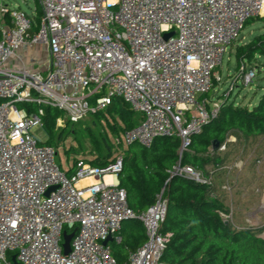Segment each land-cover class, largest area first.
Segmentation results:
<instances>
[{
  "label": "built area",
  "instance_id": "built-area-1",
  "mask_svg": "<svg viewBox=\"0 0 264 264\" xmlns=\"http://www.w3.org/2000/svg\"><path fill=\"white\" fill-rule=\"evenodd\" d=\"M40 1L35 33L27 12L1 8L10 23L1 26L0 38V264H118L110 241L104 242L109 236L120 242L128 219L142 222L147 239L125 264H167L162 256L172 234L161 229L167 199L159 194L147 210L131 209L119 186L121 155L105 165L81 158L68 175L56 148L32 132L43 128L44 109L18 105L56 107L77 123L121 97L143 118L116 143L149 148L158 137H178L181 159L193 136L218 115L221 100L206 94L222 80L218 68L247 21L264 14V0ZM35 44L48 48L44 71L26 65L20 54ZM241 70L251 83L255 68L242 64ZM171 173L212 180L180 162ZM84 178L94 181L78 185ZM65 232L75 233L68 254Z\"/></svg>",
  "mask_w": 264,
  "mask_h": 264
},
{
  "label": "trees",
  "instance_id": "trees-1",
  "mask_svg": "<svg viewBox=\"0 0 264 264\" xmlns=\"http://www.w3.org/2000/svg\"><path fill=\"white\" fill-rule=\"evenodd\" d=\"M29 16L33 22L31 33H35L42 16L39 0H35L34 13ZM253 19L248 20L245 26ZM260 20L264 22V16ZM7 23H10L8 14ZM1 35L0 27V38ZM258 54L264 55V32L251 42L238 46V66L252 62ZM209 93L206 94L208 98ZM18 106L30 112L40 107L44 109L43 128L48 136L45 143L55 147L58 153L67 137L66 127L57 126L63 112L56 107L32 102ZM91 115L100 122L108 137L103 136L102 148L95 149L91 159L79 157L83 152L81 147L73 145L67 148V160L73 158L74 161L65 171L72 174L81 158L95 165H105L121 155L123 167L118 173L119 186L126 191L131 209L136 213L147 210L159 194L168 201L161 229L172 235L164 250L163 261L167 264H264V237L261 236L264 226L236 227L225 220L221 212L228 214L230 209L217 196L213 183L216 172L225 168L232 156V146L264 138V92L252 107L237 106L223 99L218 115L204 125L201 133L193 136L190 148L181 159L178 137H158L149 148L139 143L131 146L116 143V137L136 127L143 118L121 97H114L105 109ZM80 122L66 121L70 125ZM214 141L219 144L216 150L213 149ZM222 145L226 146V151L219 150ZM179 162L194 166L207 178L212 177L211 183L172 175ZM119 234L121 241L114 239L109 245L117 263L125 264L129 253L141 246L147 236L145 227L137 219L125 220Z\"/></svg>",
  "mask_w": 264,
  "mask_h": 264
},
{
  "label": "rangeland",
  "instance_id": "rangeland-1",
  "mask_svg": "<svg viewBox=\"0 0 264 264\" xmlns=\"http://www.w3.org/2000/svg\"><path fill=\"white\" fill-rule=\"evenodd\" d=\"M40 5L41 1L39 0ZM19 8L28 14L35 10V0H0V26L7 24V13L1 8ZM264 14L255 17L251 23L241 31L239 39L229 48L224 56L223 64L217 73L222 80L209 93V100L227 99L237 106L252 107L264 92V55H256L252 62H246L247 68L253 67L256 76L253 81L246 84L242 79L241 66H238L236 51L239 45L251 42L256 36L264 32V22L260 20ZM48 50V49H47ZM140 114V113H139ZM60 127H66L65 142L59 147L56 161L67 170L74 159L67 160V148L81 147L82 155L79 157L93 158L94 150L103 146V136L108 137L99 121L89 115L76 125L66 123L64 114ZM72 130V132H71ZM32 132L41 141H46L48 136L44 128L36 125ZM234 140V138H231ZM233 154L225 168L219 169L213 183L217 196L222 199L230 212L226 219L236 227H263L264 226V138L250 141L247 144L232 146ZM226 151V149L224 150ZM212 168V167H208ZM264 237V232L261 234Z\"/></svg>",
  "mask_w": 264,
  "mask_h": 264
},
{
  "label": "crops",
  "instance_id": "crops-1",
  "mask_svg": "<svg viewBox=\"0 0 264 264\" xmlns=\"http://www.w3.org/2000/svg\"><path fill=\"white\" fill-rule=\"evenodd\" d=\"M47 49V46L44 44H35L34 46H25L21 48L20 54L23 56L24 63L26 65L35 70L44 71L47 69L50 61L49 51ZM10 64L17 67H20L22 65V63L18 60H12ZM107 180H111V177L108 176ZM80 182L78 183V185H84Z\"/></svg>",
  "mask_w": 264,
  "mask_h": 264
},
{
  "label": "water",
  "instance_id": "water-1",
  "mask_svg": "<svg viewBox=\"0 0 264 264\" xmlns=\"http://www.w3.org/2000/svg\"><path fill=\"white\" fill-rule=\"evenodd\" d=\"M171 35H172V33H168L165 35V37L168 38ZM218 146H219L218 142L214 141L213 142V149L214 150L218 149ZM74 234H75L74 232H71V233L65 232V234H64L63 247H64L65 254H68L71 251V241H72ZM111 240H112V237L109 236L108 239L104 242V244H107ZM15 264H19V263L15 261Z\"/></svg>",
  "mask_w": 264,
  "mask_h": 264
},
{
  "label": "bare ground",
  "instance_id": "bare-ground-1",
  "mask_svg": "<svg viewBox=\"0 0 264 264\" xmlns=\"http://www.w3.org/2000/svg\"><path fill=\"white\" fill-rule=\"evenodd\" d=\"M93 181H94L93 178H84V179H82V181L80 183L85 185V184H89Z\"/></svg>",
  "mask_w": 264,
  "mask_h": 264
}]
</instances>
